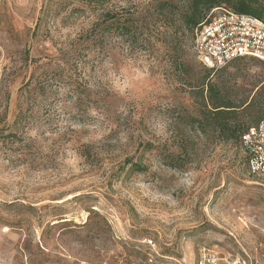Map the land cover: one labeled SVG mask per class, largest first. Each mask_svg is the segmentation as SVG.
Wrapping results in <instances>:
<instances>
[{
	"label": "rangeland",
	"instance_id": "rangeland-1",
	"mask_svg": "<svg viewBox=\"0 0 264 264\" xmlns=\"http://www.w3.org/2000/svg\"><path fill=\"white\" fill-rule=\"evenodd\" d=\"M154 2L0 0V264H195L203 245L264 264V174L214 127L192 32ZM211 79L251 104L229 124L264 119L263 61Z\"/></svg>",
	"mask_w": 264,
	"mask_h": 264
},
{
	"label": "built area",
	"instance_id": "built-area-1",
	"mask_svg": "<svg viewBox=\"0 0 264 264\" xmlns=\"http://www.w3.org/2000/svg\"><path fill=\"white\" fill-rule=\"evenodd\" d=\"M194 50L200 63L209 69L224 68L239 58L264 61V20L230 8L212 9L194 29ZM251 174H264V120L251 127L241 140ZM195 264H248L238 255H222L203 245Z\"/></svg>",
	"mask_w": 264,
	"mask_h": 264
},
{
	"label": "trees",
	"instance_id": "trees-1",
	"mask_svg": "<svg viewBox=\"0 0 264 264\" xmlns=\"http://www.w3.org/2000/svg\"><path fill=\"white\" fill-rule=\"evenodd\" d=\"M98 3H104L105 0H95ZM191 2L179 6L174 5L170 0H155L151 9V18L160 19L167 27H173L176 21H180L183 28L189 32H192L194 40V29L200 24L208 13L217 7L230 8L236 12L248 14L260 19H263L264 4L258 0H190ZM111 11H107V19H112L110 26L117 25L118 28L124 29L128 34H132L133 37L137 35L136 24L132 17L134 15L126 16L125 20L110 16ZM106 20V19H105ZM176 25V24H175ZM179 27L175 26L174 41H177ZM239 59H257V58H239ZM238 60V59H236ZM260 60V59H257ZM235 61V60H234ZM262 61V60H261ZM264 62V61H263ZM179 68L186 66L182 63H178ZM186 70V69H185ZM213 69L204 67L203 76L197 82V85H192L193 88L197 87L201 95L205 98V92L207 91L205 101L206 107L211 106L209 113L213 115L215 121L214 127L222 132L225 130L233 129L232 133L226 137L227 140L240 141L243 135L249 131L251 127L259 125L264 119L260 120L257 125L250 126L244 122L236 121V124H229L228 116L237 115L238 110L242 107L246 108L251 104L243 103L242 105H236L234 102L227 100L222 92L218 89V86L211 79ZM208 103V104H207Z\"/></svg>",
	"mask_w": 264,
	"mask_h": 264
}]
</instances>
